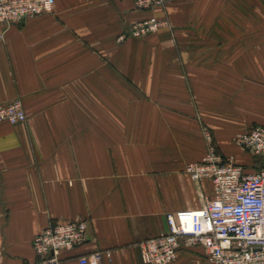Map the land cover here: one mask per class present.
<instances>
[{
    "label": "crops",
    "instance_id": "obj_1",
    "mask_svg": "<svg viewBox=\"0 0 264 264\" xmlns=\"http://www.w3.org/2000/svg\"><path fill=\"white\" fill-rule=\"evenodd\" d=\"M166 25L118 38L141 20ZM20 99L23 124L0 123V264L35 260L50 223L83 219L86 241L62 264L144 263L138 244L167 232L166 215L198 210L212 185L186 165L206 128L247 173L263 164L235 139L264 126V0H53L45 14L0 25V103ZM87 264H95L89 260ZM169 264H212L182 245Z\"/></svg>",
    "mask_w": 264,
    "mask_h": 264
},
{
    "label": "built area",
    "instance_id": "obj_2",
    "mask_svg": "<svg viewBox=\"0 0 264 264\" xmlns=\"http://www.w3.org/2000/svg\"><path fill=\"white\" fill-rule=\"evenodd\" d=\"M176 0H134L137 9L153 10ZM53 0H0V25L25 22L45 14ZM166 20L150 17L132 24L118 41L144 38ZM26 114L20 99L0 103V123L23 124ZM206 153L185 167L196 183L207 180L213 198L205 199L198 210H181L165 217L167 232L138 244L144 263L169 264L182 245L199 246L207 251L212 264H264V126L255 125L240 134L235 144L245 153L263 161L262 168L247 173L232 157L217 153L212 136L204 131ZM88 224L83 219L50 223L32 240L35 260L28 264H62L67 255L86 241ZM0 246V259L4 255ZM109 253L97 251L78 259L79 264L92 260L101 264Z\"/></svg>",
    "mask_w": 264,
    "mask_h": 264
},
{
    "label": "rangeland",
    "instance_id": "obj_3",
    "mask_svg": "<svg viewBox=\"0 0 264 264\" xmlns=\"http://www.w3.org/2000/svg\"><path fill=\"white\" fill-rule=\"evenodd\" d=\"M134 8L135 9H137L135 6H134ZM137 10H140V11H151V10H142V9H137ZM204 131H208L206 128H203V130H202V135H203V139H204ZM209 132V131H208ZM210 133V132H209ZM205 141V140H204ZM212 143H213V139H212ZM206 144V143H205ZM213 145H214V143H213ZM215 147V146H214ZM215 150H216V148H215ZM217 151V150H216ZM218 153V152H217ZM263 165V164H262ZM244 168V167H243ZM262 168V166L258 169V170H260ZM245 170V169H244ZM257 170V171H258ZM246 171V170H245Z\"/></svg>",
    "mask_w": 264,
    "mask_h": 264
}]
</instances>
